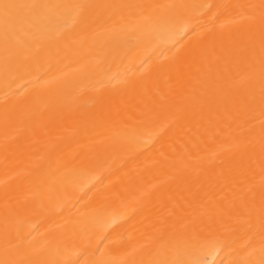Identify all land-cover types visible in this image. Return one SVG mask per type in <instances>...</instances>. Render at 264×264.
Returning <instances> with one entry per match:
<instances>
[{
  "label": "bare ground",
  "instance_id": "1",
  "mask_svg": "<svg viewBox=\"0 0 264 264\" xmlns=\"http://www.w3.org/2000/svg\"><path fill=\"white\" fill-rule=\"evenodd\" d=\"M0 264H264V0H0Z\"/></svg>",
  "mask_w": 264,
  "mask_h": 264
}]
</instances>
